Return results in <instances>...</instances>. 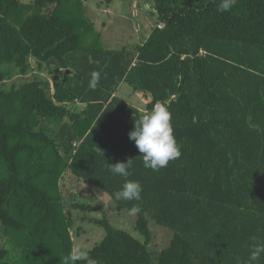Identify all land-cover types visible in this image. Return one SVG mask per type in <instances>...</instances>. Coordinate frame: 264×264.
Listing matches in <instances>:
<instances>
[{
    "label": "trees",
    "instance_id": "16d2710c",
    "mask_svg": "<svg viewBox=\"0 0 264 264\" xmlns=\"http://www.w3.org/2000/svg\"><path fill=\"white\" fill-rule=\"evenodd\" d=\"M151 2L150 36L116 50L86 0H0V230L11 246L0 264H64L75 213L105 232L87 250L96 264H247L251 243L264 241V0H236L228 12L220 0ZM33 73L45 78L26 80ZM123 84L144 110L120 96ZM157 103L181 156L154 172L129 132ZM129 159L141 200L115 201L125 178L109 164ZM70 179L119 213L138 205L144 242L76 201ZM150 220L173 232L160 253Z\"/></svg>",
    "mask_w": 264,
    "mask_h": 264
},
{
    "label": "rangeland",
    "instance_id": "374dc122",
    "mask_svg": "<svg viewBox=\"0 0 264 264\" xmlns=\"http://www.w3.org/2000/svg\"><path fill=\"white\" fill-rule=\"evenodd\" d=\"M32 1L23 0V2ZM151 7V0H114L110 4L107 3V0H86L88 18L95 23L96 30L102 35L107 47L116 50L123 47L142 45L147 40L151 33V27L156 23L155 18L148 13ZM35 76L45 78L44 75L33 73L25 79L33 80ZM15 81L22 83L24 79L17 76ZM120 91V96L125 98L132 106L139 110L145 109L147 102L140 94L134 93L128 85L123 84ZM68 188L73 196L76 195V201H84L103 209V212H98L94 216L102 217L106 214L115 227L127 231L137 240L144 242V237L135 229L136 214H130L128 211L119 213L116 211L113 200L108 195L97 189H90L91 187L86 188L75 179L68 181ZM63 192L69 195L65 188ZM81 215L85 214L75 213L78 220L73 231L74 244L89 250L103 239L105 232L102 228L93 226L87 220L83 221ZM149 227L153 233L150 248L153 252L160 253L170 244L173 232L157 225L153 220H150ZM78 228H81L79 236L76 235ZM9 246L8 240L0 230V248ZM8 249H11V246ZM14 254L15 252H13Z\"/></svg>",
    "mask_w": 264,
    "mask_h": 264
},
{
    "label": "clouds",
    "instance_id": "9594fccd",
    "mask_svg": "<svg viewBox=\"0 0 264 264\" xmlns=\"http://www.w3.org/2000/svg\"><path fill=\"white\" fill-rule=\"evenodd\" d=\"M236 0H220L217 10L228 12L235 5ZM100 74L92 71L90 74L89 88L95 89L98 86ZM129 139L134 141L138 151L142 154L143 166L152 171H159L167 167L170 161L181 156L180 147L173 134L171 124V113L162 103L155 104L152 109L140 119L135 121L134 129L129 132ZM132 159L127 163L117 162L109 164V171L114 175L125 178L121 188L115 191V201H140L141 184L135 180L127 179L131 176ZM141 211L138 205L129 209L130 214H137ZM261 255H264V241L255 239L250 245V255L247 264H256ZM78 261L84 264H96V261L89 256V252L77 245L74 246L64 260V264H77Z\"/></svg>",
    "mask_w": 264,
    "mask_h": 264
},
{
    "label": "water",
    "instance_id": "95a60500",
    "mask_svg": "<svg viewBox=\"0 0 264 264\" xmlns=\"http://www.w3.org/2000/svg\"><path fill=\"white\" fill-rule=\"evenodd\" d=\"M68 73V72H67ZM65 79H66V76H65Z\"/></svg>",
    "mask_w": 264,
    "mask_h": 264
}]
</instances>
